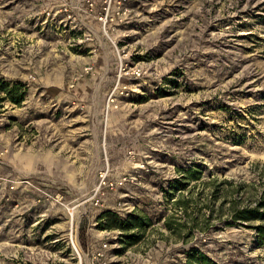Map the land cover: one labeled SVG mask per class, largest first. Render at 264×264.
I'll return each mask as SVG.
<instances>
[{
    "label": "rangeland",
    "instance_id": "374dc122",
    "mask_svg": "<svg viewBox=\"0 0 264 264\" xmlns=\"http://www.w3.org/2000/svg\"><path fill=\"white\" fill-rule=\"evenodd\" d=\"M0 80V264H264L209 202L264 188V0H0Z\"/></svg>",
    "mask_w": 264,
    "mask_h": 264
},
{
    "label": "trees",
    "instance_id": "16d2710c",
    "mask_svg": "<svg viewBox=\"0 0 264 264\" xmlns=\"http://www.w3.org/2000/svg\"><path fill=\"white\" fill-rule=\"evenodd\" d=\"M0 92L6 94L5 98H8L13 103L20 104L24 99V91L21 90V86L18 84H10L4 80H0ZM201 172L196 169H190L184 172L182 179L200 180ZM216 180L212 179V182ZM179 184L184 183L181 181ZM220 184L223 185V193L225 199H230V219L235 223L245 225L254 230V236L256 241L264 246V188L258 193L246 192V187H250L253 184H246L243 180H237L235 178L225 179L221 183H214L212 192L210 193V203H215L220 192ZM256 194V195H253ZM245 196H247L245 198ZM255 196V197H254ZM256 198V199H253ZM179 202L184 208L187 207L188 201L186 199H180ZM212 210H220V208H214L213 205H209ZM105 221V225L109 229H120L121 231H130L136 228H146L151 223L146 221L140 214H129L126 219L121 218L117 213L113 211H106L101 217ZM247 223V224H245ZM165 225L168 229L179 230L180 227L185 224L179 219H173V216L169 217ZM132 237V236H131ZM186 264H218L216 261L209 258L206 254L193 249L188 253V260Z\"/></svg>",
    "mask_w": 264,
    "mask_h": 264
},
{
    "label": "built area",
    "instance_id": "2783aa9c",
    "mask_svg": "<svg viewBox=\"0 0 264 264\" xmlns=\"http://www.w3.org/2000/svg\"><path fill=\"white\" fill-rule=\"evenodd\" d=\"M124 180H126V178H124L123 180H120V183H123ZM106 184H110L111 186H113L115 183L107 182L105 176L101 175V185H106Z\"/></svg>",
    "mask_w": 264,
    "mask_h": 264
},
{
    "label": "bare ground",
    "instance_id": "6f19581e",
    "mask_svg": "<svg viewBox=\"0 0 264 264\" xmlns=\"http://www.w3.org/2000/svg\"><path fill=\"white\" fill-rule=\"evenodd\" d=\"M77 251H79V250L77 249Z\"/></svg>",
    "mask_w": 264,
    "mask_h": 264
}]
</instances>
